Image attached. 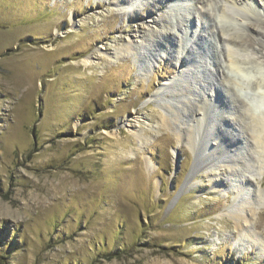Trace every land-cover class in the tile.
Returning <instances> with one entry per match:
<instances>
[{
	"label": "rangeland",
	"instance_id": "1",
	"mask_svg": "<svg viewBox=\"0 0 264 264\" xmlns=\"http://www.w3.org/2000/svg\"><path fill=\"white\" fill-rule=\"evenodd\" d=\"M262 24L264 0H0V264H264ZM211 78L191 146L159 114L192 124Z\"/></svg>",
	"mask_w": 264,
	"mask_h": 264
},
{
	"label": "bare ground",
	"instance_id": "2",
	"mask_svg": "<svg viewBox=\"0 0 264 264\" xmlns=\"http://www.w3.org/2000/svg\"><path fill=\"white\" fill-rule=\"evenodd\" d=\"M231 3L228 4L226 7H222V9L220 8L222 14L225 17H227V18H230L231 17L229 15V14H231V13H229V11L233 8V5L235 4L233 1ZM262 25L264 27V24H262ZM180 30H181V28H179V31ZM152 33L153 32H151V35H152ZM220 37H222L224 40H227L226 43H227V58H228V61H229L228 63H230L231 67H233L234 69L241 68L242 67V65H240L241 64V60L236 57V54L239 55V56L240 55L242 56L244 53H241L240 52V48H237V47L234 48V46H236L238 44L244 46L247 43H248L249 46H251L252 42L249 43L250 42L249 38L248 39H242V40H239V42L238 41L236 42V41H233L232 39H230V36H229V38H225V37H223V35H221ZM173 38L177 39V36H175ZM134 39L135 38H133L131 36L126 43L121 44L117 50H114V52L110 54V57L109 58L110 59L111 58H117L121 54L126 53V52H129L131 50V48H132V44H137L138 43V41L137 40H134ZM182 51H183V46H181V48L178 50V52L179 53H182ZM92 62H93V60H92V57L91 56H86V57H84L81 60V63L84 66L90 65ZM214 79L215 78H211V82L209 84L208 90L206 91V89H204L203 92L201 93V95L199 94V97L197 99H195V101H196L195 104L193 103V106L194 107H193L192 115H191V118L188 119V120L193 121L192 124H186L185 122L182 123V122H179V121H178L179 123H175V121H176L175 117H177V116L173 117L172 114H168L169 110L170 111H173V110H172L171 106L169 105V103H167V102H163L165 104L164 107H166L165 108L166 111L160 112V114H159V124L168 127V126L171 125L170 123H172L173 126H178V127H175L176 128L175 130L173 129L175 131V133L177 134V136H179V138H184L187 143H189L191 146H194L195 143H196V141H197L195 133L196 132H199L200 133L201 122L205 118L204 117L205 116V109H206L207 105L209 104L210 100H212L213 98L216 97V98L220 99L222 102L226 103V100L224 99V97L222 96V93H221V87L222 86H221V84H219V82L214 81ZM175 83H176V78L173 79V80H171L169 83H164L163 85H161L159 87V89H158L157 92L160 93V92L164 91L163 90L164 88L173 86L172 84H175ZM191 87L192 86H189V88H191ZM173 90H175L177 92L179 89H174L173 88ZM257 102H258V104L264 102V93L259 94L258 99H257ZM187 103L190 104L191 102L189 100H187ZM250 117H251V120L253 122V124H251L252 125V130H253L252 133H251V139H252L254 145L257 148L258 147L262 148L261 149L262 156L264 157V116L259 117V116H256L253 113V114H251ZM220 121H221L220 125L219 126H216V130L219 129V131H218L219 133L225 130L224 123L222 122V121H224V119L222 117L220 118ZM180 123H182V125H184L185 127H183V128L180 127L181 126ZM205 132L204 131L202 132L203 135H205ZM214 140H215V146H217L218 149H223L222 148V144L223 143H225V144L228 143V146H231L232 147V146H234V143L235 142L236 143L239 142V138H232V137H227V136H221L220 139L215 138ZM262 166L264 167V164H262ZM262 173H264V170H263ZM210 181L211 182H214V176H210ZM256 209H257V207H256ZM253 210H255V208ZM252 213L249 212L248 215H252ZM248 215L247 214L242 215L240 213H237L234 216V226H235L236 229L242 228V226H243L242 223L248 222ZM240 232H242L243 234H247L246 233V230H244V229H240Z\"/></svg>",
	"mask_w": 264,
	"mask_h": 264
}]
</instances>
